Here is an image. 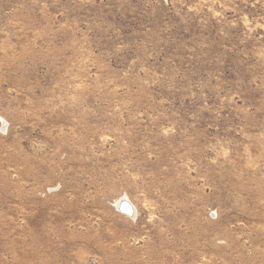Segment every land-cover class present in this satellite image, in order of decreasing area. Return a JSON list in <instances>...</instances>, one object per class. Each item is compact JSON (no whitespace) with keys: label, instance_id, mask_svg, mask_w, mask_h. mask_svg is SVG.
I'll list each match as a JSON object with an SVG mask.
<instances>
[{"label":"rangeland","instance_id":"rangeland-1","mask_svg":"<svg viewBox=\"0 0 264 264\" xmlns=\"http://www.w3.org/2000/svg\"><path fill=\"white\" fill-rule=\"evenodd\" d=\"M0 264H264V0H0Z\"/></svg>","mask_w":264,"mask_h":264},{"label":"bare ground","instance_id":"bare-ground-1","mask_svg":"<svg viewBox=\"0 0 264 264\" xmlns=\"http://www.w3.org/2000/svg\"><path fill=\"white\" fill-rule=\"evenodd\" d=\"M122 208V209H121ZM119 209L127 214V215H131L133 216L135 214V208L134 206L131 204V202L129 203V201L127 199L123 200L120 204H119Z\"/></svg>","mask_w":264,"mask_h":264},{"label":"water","instance_id":"water-1","mask_svg":"<svg viewBox=\"0 0 264 264\" xmlns=\"http://www.w3.org/2000/svg\"><path fill=\"white\" fill-rule=\"evenodd\" d=\"M122 209V208H121Z\"/></svg>","mask_w":264,"mask_h":264}]
</instances>
